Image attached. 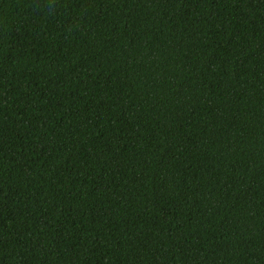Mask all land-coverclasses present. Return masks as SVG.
<instances>
[{
  "label": "trees",
  "instance_id": "16d2710c",
  "mask_svg": "<svg viewBox=\"0 0 264 264\" xmlns=\"http://www.w3.org/2000/svg\"><path fill=\"white\" fill-rule=\"evenodd\" d=\"M0 264H264V0H0Z\"/></svg>",
  "mask_w": 264,
  "mask_h": 264
}]
</instances>
